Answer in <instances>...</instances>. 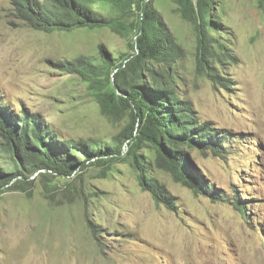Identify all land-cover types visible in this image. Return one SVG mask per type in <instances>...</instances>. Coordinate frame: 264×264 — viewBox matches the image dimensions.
<instances>
[{"label":"rangeland","instance_id":"1","mask_svg":"<svg viewBox=\"0 0 264 264\" xmlns=\"http://www.w3.org/2000/svg\"><path fill=\"white\" fill-rule=\"evenodd\" d=\"M154 2L182 50L172 68L179 92L227 137L224 157L191 152L204 186L223 199L196 195L153 164L149 171L176 204L169 208L141 188L129 160L92 163L65 177L36 174L24 191L1 189L0 264H264V7L259 0L214 4L220 39L236 56L216 67L230 81L223 88L196 70L195 28L176 1ZM100 44L117 56L128 52L109 28L31 29L0 0V105L39 114L65 140L117 135L126 120L108 121L84 82L61 68L80 56L98 58Z\"/></svg>","mask_w":264,"mask_h":264},{"label":"trees","instance_id":"2","mask_svg":"<svg viewBox=\"0 0 264 264\" xmlns=\"http://www.w3.org/2000/svg\"><path fill=\"white\" fill-rule=\"evenodd\" d=\"M8 1L15 17L31 29L53 33L109 28L125 40L126 53L117 56L100 44L98 58L80 56L61 68L84 82L108 121L126 120V124L110 138L65 140L39 114L0 105L4 154L0 156V192L3 188L24 191L36 174L65 177L92 163L129 160L138 171L141 188L169 208L176 204L165 184L149 171L153 164L194 194L223 199L213 186H204L191 152L211 151L224 157L229 153L227 137L202 122L179 92L172 68L182 50L154 0ZM175 1L180 16L195 28L196 70L228 88L230 81L216 67L224 58L235 61L236 56L220 39L225 31L218 30L220 21L213 14L217 0ZM259 2L264 7V0ZM244 204H237L241 214L247 211ZM87 223L100 242L99 227L89 218Z\"/></svg>","mask_w":264,"mask_h":264}]
</instances>
